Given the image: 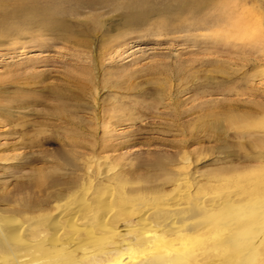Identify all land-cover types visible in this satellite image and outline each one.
I'll return each instance as SVG.
<instances>
[{"label": "rangeland", "instance_id": "374dc122", "mask_svg": "<svg viewBox=\"0 0 264 264\" xmlns=\"http://www.w3.org/2000/svg\"><path fill=\"white\" fill-rule=\"evenodd\" d=\"M64 1L67 27L35 23L23 26L26 35L0 32V228L13 226L22 239L0 238V264L17 262L16 252L49 250L46 225L65 205L56 208L52 199L49 206L35 205L65 191L77 153L88 157L94 184L104 183V189L90 191L94 208L102 204L100 214H123L125 221L134 206L114 201L162 185L171 164L186 165L190 176L168 202L160 195L144 200L151 213L180 209L195 176L200 177L207 199L200 219L198 213L174 223L137 225L147 231L167 226L161 236L167 249L158 253L162 264L166 259L165 264H188L193 256L196 264H234L239 258L248 264L252 253L254 264H264V169L221 171L229 152L264 161V147L245 146L241 152L237 146L264 134L262 119L240 116L250 112L253 100L264 103V0ZM16 21L10 20V26L16 28ZM19 46L27 48L15 50ZM75 80L87 86L80 113L71 118L86 121L83 132L93 136L88 141L66 138L72 131L63 121L70 114L47 89L77 90ZM70 104L66 108L73 110L75 103ZM230 104L242 109L231 114ZM217 120L224 122L231 146L199 144ZM10 217L16 223L4 220ZM125 221L112 218L104 231L90 224V234L82 232L79 238L104 234V241H126L131 236L121 231ZM178 251L190 256L182 260Z\"/></svg>", "mask_w": 264, "mask_h": 264}, {"label": "bare ground", "instance_id": "6f19581e", "mask_svg": "<svg viewBox=\"0 0 264 264\" xmlns=\"http://www.w3.org/2000/svg\"><path fill=\"white\" fill-rule=\"evenodd\" d=\"M12 2L9 3L8 0H0V32H4L6 30L9 32L11 31L13 34L14 31L18 33L19 31L20 32L22 31L23 26L27 24H35V23L39 25L41 24L51 25V29H56V30L62 27H67L66 24L68 22V19L65 16L66 11L64 9V6L68 1L66 2L64 0H14ZM13 19L17 20L16 28H14L13 25H12L13 27H11L9 24V21L10 20L12 21ZM259 25L261 26V24ZM22 32L23 34L26 35V33H24L25 30H23ZM33 32H30V34ZM30 34L28 33V35ZM32 35L33 34L30 35V38ZM34 35L32 36V38L36 37ZM33 40H35V38ZM20 48L21 50H23L27 47L19 46V48H15V50ZM34 75L32 76L34 77ZM26 77L27 76H25V78ZM44 77L46 76L44 75ZM28 78H29V74H28ZM75 83H77L76 84L77 90L67 86H62V87L51 86L48 87L47 89L49 90V94L53 96L56 100L65 103L63 108L65 107L64 109L66 110V112L68 111V114H70L67 117L65 116L63 121L64 123L70 126L69 129H71L72 131L71 132L72 136L70 137L68 136L66 138H70V140L72 141H88L91 140L93 136L89 134H85L83 132L85 130L84 124L86 121H84L83 118H79V120L78 117L71 118L72 114H76V112L80 113V110H78L79 101L81 100V97L85 93L87 86L86 85L85 87H83V83L80 84L76 80ZM251 95L254 96L255 98L259 97L257 93L256 94L253 93ZM70 103H75L74 105L75 108L73 110L66 108L69 107L70 105H73ZM252 103H253L252 104L253 107L251 108L250 112L241 114L240 116H243L246 120L250 119L249 121H252L251 119L254 120L262 119L264 121V103L254 102V100ZM204 104L207 105V103ZM230 106L231 108L227 110L231 112V114L235 110L242 109L240 106L237 107L236 105H234L235 106L234 107L231 104ZM199 108L202 109L201 106ZM223 124L224 122L220 120H217L215 123H212L208 129L209 132H207V135L204 136V138L200 137L198 139L199 141L197 142L200 144L202 143V141H216L226 146H231L230 142L232 138L229 135V133L224 130ZM78 131L80 133H78ZM41 140L49 141V137L48 138L44 137ZM55 140L61 141L62 139L57 138ZM237 146L238 148H240L239 150H241V152L245 150V146H248L251 149L263 148L264 134L262 136H257L255 138L253 137V139H251L249 142L241 141ZM242 153H240V151L229 152V154L224 158L225 161L223 162V164H226L228 166L223 167L221 171L227 172L228 174L229 173L246 174L250 171L264 169V161L261 159L262 157L261 158H258L260 156L251 157L250 155L247 154L245 155ZM75 155H76L75 157L76 161L75 163H73V168H75V172L65 183L66 185L65 191L64 192L56 191L55 193H53V195L49 197L48 200L40 203L37 202L36 203L37 205H35L37 207H41V205L49 206L51 199L53 200V202H55L56 208H60L62 205H65V209H63L62 212L60 211V214L58 213L60 216L56 217L55 216L56 214L55 215L53 214L56 218L53 217L54 220L50 221L46 225V229L49 232V236L51 234V238H52L51 239L52 241L48 240V244H49L48 249L49 250L51 249L52 251L49 250L42 251L39 248L35 251L33 250L24 251L25 253L16 252L13 253V258L14 260H17V262L11 264H162V262L160 261L161 259L158 260V253H160V251L164 249H167V243L164 240V238L161 237L163 235L162 233H166V230H168L167 226L165 225L166 226V227L164 226L165 228L161 226L162 229H157L156 231H151V230L147 231L144 230L143 228H138L137 225H139L140 223L143 224L145 222H147L148 224L150 223V221L153 222V220L154 222L156 220L157 221L160 220L163 223L164 222L174 223L173 221L177 222V220L183 216L186 215L194 216L198 213L200 214V216H198L199 219L202 217L201 210H203L204 204L207 199H205V195L203 194L204 184L201 182L202 180L198 179L200 177L197 176H195V179L197 177L198 180L194 179V182L192 184V189L189 190L188 193H186L187 200L185 204H183L184 206L182 205L180 209L178 207V209L175 210L176 208H173L172 206L173 210L165 209L157 213H151L149 210H145L146 208H144V204H146L147 202L144 200L149 199L153 195H160L161 196L160 198L164 200V202H168L170 198L172 199V195L175 194L173 192H175L183 183H185L188 176H190L188 175L189 173L186 172L188 170V167L186 165L183 167L181 165H179L180 167H176L175 164H171L172 166L171 170H167V174H166L167 178L164 179V183L162 182L163 183L162 185H159L156 188L151 187V188H142L136 190L135 191L136 195L133 196L135 198H139V200L132 198L130 194L126 193L124 195L120 194L121 196L114 201L118 205L121 203L122 204L128 203L134 206L132 210L130 209L131 211L127 210L129 211L128 212L129 220L125 221L124 216H122L123 214H121V217L119 216L118 218L116 216L115 217L110 216V213H106L105 215L104 214L102 215L99 212L104 211V205L100 203L101 204L100 209L94 208L93 200L95 197L94 195H91L90 191L93 187L94 189H104V183L101 184L99 183L97 185L94 184V180L92 179V175H91L92 166L90 165L91 163L88 162V157L78 153ZM236 160L240 163L256 162V165L255 163L254 165H248V166H244L240 164L233 165L232 163ZM257 162H259V164H257ZM157 164L161 169L165 167L164 164L161 162ZM174 166L175 168H173ZM209 180H210L209 182L214 181L212 179ZM55 185L56 184L54 183V186ZM176 192L178 193V190ZM155 199L157 200V198ZM56 208L54 209V211L56 210ZM112 218L113 220H117L119 222L120 221L126 222L127 225H123V230H121L124 233L129 234L131 236L128 239L125 238L126 241L122 240L119 242H113V239L110 240L109 238H108L109 240L105 239L104 241L103 239L104 234H100V236L96 235L95 238L88 236L91 237L92 239L79 238L80 233L82 232L89 233L92 231V228L91 231H89L90 229L88 230V226L90 224H98V227L101 229V231H104V223L111 221ZM1 219L3 218L1 217ZM4 220H6L7 223L9 224L16 223L17 221L15 217H10ZM78 222H81L85 225L80 227L77 224ZM191 222H196V219L192 220ZM134 223L136 226L133 225ZM169 225L170 224H168V226ZM116 233L118 234V232ZM94 234L91 235L94 236ZM0 238L5 239L8 242L22 243V239H20L19 229L14 228L13 226H9V227L6 226L5 229L0 228ZM62 252H64V255L61 254ZM178 253H179L178 258L182 260L190 256V254L189 255L184 254L181 251H178ZM252 254H249L246 259L249 262L248 264H254ZM193 259L194 260L191 259L192 261L188 262V264H196L197 263L196 257L193 256ZM165 262L163 260L164 264ZM245 262L246 261H244V263ZM241 263H243V260L241 258H239V261L235 260L234 262V264H241Z\"/></svg>", "mask_w": 264, "mask_h": 264}]
</instances>
